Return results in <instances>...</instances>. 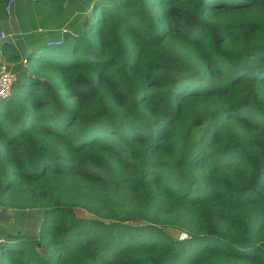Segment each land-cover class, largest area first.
I'll use <instances>...</instances> for the list:
<instances>
[{"label":"trees","instance_id":"trees-1","mask_svg":"<svg viewBox=\"0 0 264 264\" xmlns=\"http://www.w3.org/2000/svg\"><path fill=\"white\" fill-rule=\"evenodd\" d=\"M79 1L3 45L0 264H264V0Z\"/></svg>","mask_w":264,"mask_h":264},{"label":"crops","instance_id":"crops-1","mask_svg":"<svg viewBox=\"0 0 264 264\" xmlns=\"http://www.w3.org/2000/svg\"><path fill=\"white\" fill-rule=\"evenodd\" d=\"M86 9L87 5L79 0H67L63 11L32 0L17 1L9 12L6 11L7 16L0 18V34L5 36L0 40V61L11 65L3 56V45L6 43L25 55L42 42L63 38L65 31L77 27L73 20Z\"/></svg>","mask_w":264,"mask_h":264},{"label":"built area","instance_id":"built-area-1","mask_svg":"<svg viewBox=\"0 0 264 264\" xmlns=\"http://www.w3.org/2000/svg\"><path fill=\"white\" fill-rule=\"evenodd\" d=\"M20 0H8L6 2L5 8L6 11L9 12L10 8L14 3ZM5 38L4 34H0V40ZM63 43V39H50L46 41L48 46H56ZM2 54V53H1ZM26 60H23L25 63ZM10 64L5 61H0V98H5L9 96L13 90L14 83L16 82V75L9 67ZM186 236L185 233H181L180 237L184 238Z\"/></svg>","mask_w":264,"mask_h":264},{"label":"rangeland","instance_id":"rangeland-1","mask_svg":"<svg viewBox=\"0 0 264 264\" xmlns=\"http://www.w3.org/2000/svg\"><path fill=\"white\" fill-rule=\"evenodd\" d=\"M44 42H42L41 43V47H44ZM37 53V52H36ZM4 214H5V216H6V219H5V221H3V222H1L5 227H7L8 229H10V230H14L16 227L15 226H17L16 224H14V220L11 222H9V219H7V216L9 217V216H13L12 215V212L11 211H7V212H4ZM76 214L78 215V216H85V217H88V216H90L88 213H86V212H84L83 210H79V209H76ZM170 232L172 233V234H174V235H176L177 237H179V234L180 233H175V231H172V230H170Z\"/></svg>","mask_w":264,"mask_h":264},{"label":"water","instance_id":"water-1","mask_svg":"<svg viewBox=\"0 0 264 264\" xmlns=\"http://www.w3.org/2000/svg\"><path fill=\"white\" fill-rule=\"evenodd\" d=\"M5 219H6L5 214L3 212H0V224H1V222L5 221ZM7 219H9L8 216H7Z\"/></svg>","mask_w":264,"mask_h":264},{"label":"clouds","instance_id":"clouds-1","mask_svg":"<svg viewBox=\"0 0 264 264\" xmlns=\"http://www.w3.org/2000/svg\"><path fill=\"white\" fill-rule=\"evenodd\" d=\"M179 233L181 234L182 232H179ZM180 234H179V238H181V237H180Z\"/></svg>","mask_w":264,"mask_h":264}]
</instances>
